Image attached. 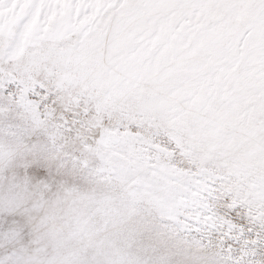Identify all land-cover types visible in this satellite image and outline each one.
<instances>
[{
  "label": "snow or ice",
  "instance_id": "obj_1",
  "mask_svg": "<svg viewBox=\"0 0 264 264\" xmlns=\"http://www.w3.org/2000/svg\"><path fill=\"white\" fill-rule=\"evenodd\" d=\"M0 264H264V0H0Z\"/></svg>",
  "mask_w": 264,
  "mask_h": 264
}]
</instances>
